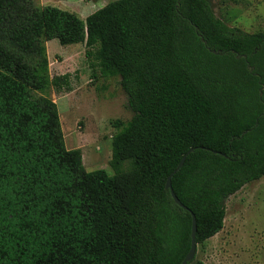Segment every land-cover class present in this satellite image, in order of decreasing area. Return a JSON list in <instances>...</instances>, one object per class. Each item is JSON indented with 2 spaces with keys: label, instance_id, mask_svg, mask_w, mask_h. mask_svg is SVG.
I'll return each instance as SVG.
<instances>
[{
  "label": "trees",
  "instance_id": "trees-1",
  "mask_svg": "<svg viewBox=\"0 0 264 264\" xmlns=\"http://www.w3.org/2000/svg\"><path fill=\"white\" fill-rule=\"evenodd\" d=\"M53 40L85 44L93 78H120L133 117L114 123L113 177L86 171L57 105L35 97L70 89V75L49 78ZM262 178L264 33L207 0H118L86 21L0 0V264H182L193 216L203 245Z\"/></svg>",
  "mask_w": 264,
  "mask_h": 264
},
{
  "label": "rangeland",
  "instance_id": "rangeland-1",
  "mask_svg": "<svg viewBox=\"0 0 264 264\" xmlns=\"http://www.w3.org/2000/svg\"><path fill=\"white\" fill-rule=\"evenodd\" d=\"M117 0H35L38 7H54L86 21ZM215 16L231 28L247 34L264 33V0H207ZM93 9H95L93 11ZM85 44H46L48 75H70V89L52 87L35 97L52 100L58 107L65 146L81 150L88 173L105 171L113 177L119 163L112 158V140L120 131L114 123H128L133 113L120 78H93ZM122 173L128 165H121ZM120 173V172H119ZM118 174V172H117ZM204 264H264V178L246 185L226 201L224 229L199 245L196 260Z\"/></svg>",
  "mask_w": 264,
  "mask_h": 264
},
{
  "label": "water",
  "instance_id": "water-1",
  "mask_svg": "<svg viewBox=\"0 0 264 264\" xmlns=\"http://www.w3.org/2000/svg\"><path fill=\"white\" fill-rule=\"evenodd\" d=\"M194 149H192L191 151H189L181 160L178 168L181 169L185 163V160L187 158V156L193 151ZM167 188L171 190V194L172 197L175 201V203L177 205H179L180 207L186 209V207L180 202V200L178 199V197L175 195L173 189H172V183H171V177L169 178L168 182H167ZM196 232H197V224H196V219L193 216V224H192V243H191V249L188 253V255L186 256L185 260L183 261L182 264H188L190 263L192 260H194L196 258L197 255V249H198V245L196 243Z\"/></svg>",
  "mask_w": 264,
  "mask_h": 264
},
{
  "label": "crops",
  "instance_id": "crops-1",
  "mask_svg": "<svg viewBox=\"0 0 264 264\" xmlns=\"http://www.w3.org/2000/svg\"><path fill=\"white\" fill-rule=\"evenodd\" d=\"M94 3H99V1H101V0H92ZM118 1V0H117ZM115 2V1H114ZM108 5V4H107ZM106 5V6H107ZM95 9H93V11H94ZM97 12V11H96ZM95 13V12H94ZM94 13H91L90 15H92V14H94ZM78 16V15H77ZM79 17V16H78ZM89 17V16H88ZM87 19V18H86ZM83 20V19H82ZM83 21H85V20H83Z\"/></svg>",
  "mask_w": 264,
  "mask_h": 264
}]
</instances>
